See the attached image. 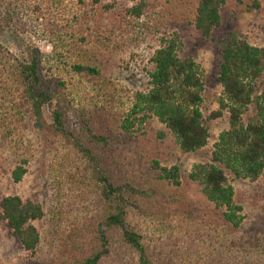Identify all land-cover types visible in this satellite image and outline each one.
<instances>
[{"label":"trees","instance_id":"16d2710c","mask_svg":"<svg viewBox=\"0 0 264 264\" xmlns=\"http://www.w3.org/2000/svg\"><path fill=\"white\" fill-rule=\"evenodd\" d=\"M145 1L116 9L103 0H0V132H6L0 141L6 146L22 125L31 124L55 150L68 180L58 185L55 213L61 227L53 264H264V233L244 231V207L226 173L256 184L264 199V49L235 31L258 3L171 0L162 8L165 16L155 12L146 19ZM23 3L49 17L39 38L51 52L34 48L28 61L1 43ZM183 25L199 31L217 52L216 82L224 96L219 104L229 115L230 130L215 145L212 164L193 177L215 215L189 199L178 167L132 157V145L150 116L176 136L184 153H196L208 142L198 66L181 56L180 44L166 32ZM136 26L143 31L136 33ZM154 35L157 45L143 69L148 91L131 93L115 80L111 58ZM46 107L52 108L50 124ZM19 161L12 171L15 183L30 164ZM75 193L83 200L85 218L74 208ZM0 209V220L24 251L37 257L41 207L7 197Z\"/></svg>","mask_w":264,"mask_h":264},{"label":"rangeland","instance_id":"374dc122","mask_svg":"<svg viewBox=\"0 0 264 264\" xmlns=\"http://www.w3.org/2000/svg\"><path fill=\"white\" fill-rule=\"evenodd\" d=\"M169 1L171 0H146L144 17L154 15L155 12L165 16L162 8L167 7ZM252 1L258 3L257 10L250 14H243L235 26V31L251 46L264 49V0ZM103 3L115 4L116 9H122L139 5L141 2L140 0L135 3L128 0H103ZM21 7L20 11L14 15V22L6 30L1 43L16 58L24 61H28L30 51L34 48L39 49L43 54H50L51 48L48 43L39 38L44 22L47 23L46 20L49 17L37 11L33 3L30 5L23 3ZM112 22L113 20H110V24H113ZM149 26L152 28L151 31H155L153 22H150ZM133 30L136 33L143 31L140 26H136ZM166 32L180 44L181 56L193 59L198 66L203 83L200 110L207 120L208 142L196 153H184L178 145L176 136L156 117L150 116L145 126L138 132L136 142L132 145V157L136 160L142 157L158 160L162 166L167 168L178 167L183 184L187 187L189 199L215 215V207L208 202L203 185L200 181H194L193 177H201V167L212 164L215 145L219 142L220 136L230 130L229 115L227 111L221 109L219 104L224 96L222 87L216 82L217 52L194 28L186 25L170 26ZM129 36H134V33H129ZM117 37L120 40L121 34L117 33ZM156 40V35L147 37L141 43L136 44L137 47L133 45L125 52L114 54L111 58L110 68L115 80L131 93L148 91L149 81L143 72L144 61L147 59L150 48L157 45ZM51 111V107H46L44 110L45 119L49 124L51 123ZM220 112L222 115L219 118L211 119L213 114ZM4 134L6 132L1 131L0 138ZM16 136L13 142L10 138V143L6 146H3L0 141V204L7 197H19L23 202L30 201L40 206L44 216L35 223V226L41 233L42 245L41 253L37 257L31 256L24 251L8 225L0 220V264H53L60 222L55 213L59 205L58 185L59 183L68 184V180L59 171V160L55 150L44 145L42 137L31 124L22 125ZM20 159H28L30 164L23 180L15 183L12 179V171L16 164H19ZM226 173L229 184L235 190L237 201L244 207V231L264 233L262 191L249 180L236 179L230 172L226 171ZM261 187L263 190V182ZM72 202L79 216L85 218L83 200L78 197L77 193L72 194ZM89 205L92 209L94 208L93 203L89 202Z\"/></svg>","mask_w":264,"mask_h":264}]
</instances>
